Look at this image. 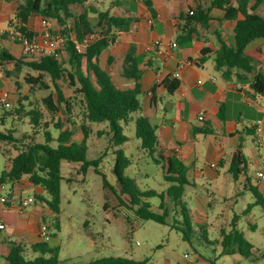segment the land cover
Instances as JSON below:
<instances>
[{
	"label": "trees",
	"instance_id": "trees-1",
	"mask_svg": "<svg viewBox=\"0 0 264 264\" xmlns=\"http://www.w3.org/2000/svg\"><path fill=\"white\" fill-rule=\"evenodd\" d=\"M89 0H24L17 7L14 16L13 27L22 34L32 38L34 33L29 29L30 18L34 14L44 18H56L60 23L66 25V20L73 18L72 27L68 32H61L68 41L62 53L66 55L65 60L56 57H43L35 59L31 57H16L8 49L3 47L0 51V67L6 62H13V70L20 73L23 66H27L38 75L30 73L24 76V82L34 90L50 89L44 78L50 76L55 86L56 98L51 93L43 98L42 103L46 112L51 116V121L47 120L46 112L37 107L26 110L22 101H18L15 111L17 114L26 112L31 126L30 131L21 132L17 128H7L0 130V143L11 145L17 154L9 158V167L2 172L0 184H17L24 176L34 186H40L47 193L48 198L42 200L49 210L54 214V221H47L49 230L52 231V239L57 238L53 232L54 228L61 230L59 215L61 213V164L63 161L71 163H81V171L86 174L90 167H94L95 172L102 177L103 185V209L107 211L110 207L109 193L114 194L123 208L125 221L134 226L136 220L154 221L159 224H166L169 213L164 206V200L169 197L182 217V226L174 227L185 232V237L189 238L187 232H192V213L185 201L186 187H193L189 174V167L174 154H163L158 149V135L156 127L144 116L135 120V134L141 141L140 150L157 165L162 167L164 179L170 183L169 188L158 193L154 190H141L134 178L125 174L126 169L131 165L129 157L122 148L128 137L124 134L122 123L126 122L131 113L138 112L142 103V77L141 65L145 56L137 55L135 46L131 44L123 62L122 75L125 78L135 81L131 89H122L112 79V75L104 71L99 64L100 54L116 41L132 42L131 25L135 21L132 16H115L110 10L99 11L86 4ZM146 5L155 16V11L151 3L146 0ZM264 0H211L207 8L198 6L182 15L184 29L187 36L196 32L195 25L199 24L203 28H208L212 20V10L223 12L224 20L234 21L233 44L221 43L220 49L215 55V67L223 71L225 79L230 80L233 71L239 77L249 79L251 93L255 95L259 103L264 106V16L260 13ZM72 6H80L83 11L78 16L71 13ZM87 8L91 13L97 15V23L92 24L87 16ZM190 11L193 14H190ZM100 31L104 36L102 39L91 43L82 52H78L75 42H80L92 32ZM1 38L8 40L11 35L5 33ZM31 59V60H28ZM68 63L69 69L64 65ZM12 71L6 70V76H10ZM68 78L69 84L74 88L75 96L79 99V111L83 114L85 123L82 124L84 137L81 141H72L73 133L65 127L63 119L59 118L54 123V117L72 115L77 102L65 96L62 89L57 84L62 78ZM18 85V81H15ZM170 94H173L180 87L177 79L166 78L163 81ZM154 91V88L152 89ZM32 105V104H31ZM4 109V108H3ZM5 115L0 117L4 126L6 119L11 113L3 110ZM67 118V117H66ZM68 121V118L66 119ZM59 131L55 138L50 131V125ZM107 123L106 133L110 136L111 146L115 155V164L112 173L115 183L111 184L106 175L100 171L99 163L101 158L89 160L86 157L87 139L89 137L90 124ZM44 135V142H38L40 134ZM56 141L57 146L52 147L51 143ZM117 148V149H116ZM160 158V159H159ZM248 160L243 153L238 150L231 161L229 172L234 179L240 176H247ZM249 181V179L247 178ZM250 189L256 198L254 205H261L264 209V197H262L256 187L250 185ZM159 197L161 203L159 211L155 212L148 199ZM39 199V198H38ZM252 204L248 206L245 213L249 212ZM178 213V214H179ZM239 217L232 219V229L229 233L222 231L223 251L226 254L238 253L245 259L258 261L264 259V253L257 256L255 246L249 242L242 232L237 229ZM179 222V223H180ZM177 223V221H175ZM254 227V226H252ZM8 251L0 254V264H60L59 254L61 247L51 246L50 243L37 241L29 247L24 243L6 241ZM146 261H134L121 257H108L87 264H145ZM210 264H216L211 261Z\"/></svg>",
	"mask_w": 264,
	"mask_h": 264
},
{
	"label": "rangeland",
	"instance_id": "rangeland-1",
	"mask_svg": "<svg viewBox=\"0 0 264 264\" xmlns=\"http://www.w3.org/2000/svg\"><path fill=\"white\" fill-rule=\"evenodd\" d=\"M100 1L97 0L98 3H94L100 11L114 7L108 1L105 4ZM180 1L181 6L185 7L188 0ZM141 3L144 4L143 1ZM116 5L134 13H139L140 10L134 1L117 0ZM80 8L76 7V12ZM87 11L90 22L96 24L97 15L91 13L89 8ZM260 13L264 15V6ZM47 19L53 30L68 32L66 25L60 23L56 18ZM72 24L73 22L71 27ZM13 53L17 57H21L16 50H13ZM104 57L106 56L103 54L99 57L101 66ZM59 59L65 60L66 55L62 53ZM64 66L70 68L68 63H65ZM11 71V75L8 77L6 68L0 67V89H7L11 93L9 104L4 108L11 115L4 117L6 119L4 126L0 121V130L4 131L15 126L14 128H17L21 134V132L30 131L31 126L25 111L20 115L15 111L18 101L23 102L26 110L37 107L45 113L43 98L51 93L56 98V92L54 83L48 75L44 80L50 89L39 90L33 87L34 90H32L24 82V76L28 73L37 76V72L25 65L20 73L12 70V67ZM15 81H18L19 84L16 85ZM57 84L65 96L72 99L73 102H77L78 105L75 106L72 115L59 114L55 116L54 123L59 118L63 119L65 127L73 133L72 141H81L84 137L82 124L85 121L83 114L79 111V99H73L74 88L70 86L68 78H62L57 81ZM4 109L0 108V117L5 115ZM46 116L47 120L51 121V116L47 112ZM136 116L137 112L131 113L127 121L122 123L128 141L123 146L117 147L122 148L131 161L125 174L134 178L141 190H154L162 193L169 188L170 183L165 181L162 167L140 150L141 141L135 134ZM54 123H51L50 131L56 138L59 131L53 127ZM107 129V123L90 124L86 157L89 160L100 157V171L106 175L111 184H114L115 177L112 169L115 164V155L113 149H109L112 145L110 136L104 133ZM246 138L252 145V137L246 136ZM37 141L44 142L43 133L40 134ZM51 146L56 147L57 142H52ZM258 151L259 154H256L258 163L252 161L249 164L247 176L242 175L236 180L226 168L221 167L219 181L206 182L198 179L199 188L192 190L186 187L185 201L192 211L193 217L192 232H187L189 238L185 237L184 231L174 227V224L182 226V222H180L182 217L169 197L164 200V206L169 213L166 224L136 220L134 226L131 227L125 221L124 210L120 207L114 194L109 193L110 207L104 211L102 177L95 172L94 167H90L84 174L81 171V163L63 161L61 164L63 178L61 182V213L58 217L61 230L54 228L53 232L57 234V241L52 244V246L59 245L61 247L60 264H87L108 257L146 261L145 264H210L211 261H215L216 264H264V259L254 262L241 257L238 253L226 254L222 244L224 237L222 231L225 230L226 233H229L232 229V219L238 216L237 229L255 246L257 256L264 253V209L261 205H254L256 198L253 192L250 188L244 187L247 184L245 180L247 177L252 186L256 187L260 195L264 197V192L259 187L263 179H259L256 175L258 170L264 171V148L259 147ZM16 154L17 151L13 146L0 143V177L10 165L9 158ZM11 186V183H6V188L1 193L8 194ZM192 192L193 194H190ZM148 202L152 205L153 211L160 212L158 210L161 203L159 197L150 198ZM251 204L250 211L245 213Z\"/></svg>",
	"mask_w": 264,
	"mask_h": 264
},
{
	"label": "crops",
	"instance_id": "crops-1",
	"mask_svg": "<svg viewBox=\"0 0 264 264\" xmlns=\"http://www.w3.org/2000/svg\"><path fill=\"white\" fill-rule=\"evenodd\" d=\"M107 1L114 6V9L108 8L112 15L132 16L135 21L131 25L132 42L118 40L101 53L106 57L103 67L100 62L99 64L112 75L119 87L131 89L135 81L122 75L124 57L131 44L135 46L137 55L145 56L140 80L142 106L136 118L147 117L156 127L161 153L172 152L189 167V174L194 182V186L189 188H199L198 179L206 182L219 181V169L226 168L229 172L232 158L238 150L247 158L248 166L252 161L258 163L256 154H259V146L254 123L263 114L264 106L251 93L249 79L239 77L236 71L232 72L230 80L225 79L223 71L216 69L214 61L222 42L233 44L235 22L224 20L223 12L214 9L209 27L203 28L197 24L194 26L196 32L187 36L182 15L198 6L209 7L211 0H188L185 7L181 6L180 0H148L155 16L146 5V0H141L144 4L140 0H129L138 4L139 13L118 7L117 0L100 2L105 4ZM23 2L24 0H0V51L5 47L16 56L13 53L16 50L21 57L24 56L20 45L12 38L2 39L1 35L10 32L17 7ZM95 2L97 0H89L86 6L96 8ZM76 7L80 6L71 7L73 16H78L83 11L81 7L76 12ZM42 19L38 14L30 18L29 29L34 37L41 36ZM72 22L74 19L69 18L66 29L71 27ZM158 39L165 44L175 42L178 46L170 49L167 56L159 55V48L154 46V41ZM11 67L13 70V62L5 63L6 70L11 71ZM175 73L180 74L177 78L180 87L170 94L163 81L171 79ZM200 114L204 115L203 120H199ZM246 136L252 137V145ZM245 180L247 184L244 187L250 188L252 184L247 177ZM11 185L8 194L0 192V199H7L5 203L0 201V225H3L0 228V254L3 255L8 251L6 241L21 242L29 247L41 241L39 231L42 224H47L45 220L54 221L53 212L42 201L48 198L42 187L32 185L27 176ZM259 187L264 192V179ZM28 197H33L35 201L20 213L18 207L21 200ZM56 241L53 238L50 245Z\"/></svg>",
	"mask_w": 264,
	"mask_h": 264
},
{
	"label": "built area",
	"instance_id": "built-area-1",
	"mask_svg": "<svg viewBox=\"0 0 264 264\" xmlns=\"http://www.w3.org/2000/svg\"><path fill=\"white\" fill-rule=\"evenodd\" d=\"M190 14H193L190 11ZM43 30L41 36L37 37H28L13 27L9 32L12 39L15 40L21 47L22 55L25 57H31L35 59H40L43 57H56L60 58L62 51L66 48V43L68 41L67 37L62 34L60 31L53 30L50 22L47 18L42 19ZM103 34L100 31H95L90 34H87L82 41L75 42V47L78 52H82L87 48L91 43L98 41L103 38ZM117 42V41H116ZM154 46L158 47V54L162 56H167L170 52V49L177 48V43L173 42L171 44H165L162 40L158 39L154 41ZM179 73H175L172 78L177 79ZM11 99V93L8 90L0 89V108H5L8 106ZM204 115L200 114L199 120H203ZM256 142L260 148H264V112L254 123ZM214 166V165H212ZM259 179H264V172L258 171L256 173ZM6 184H0V192L5 190ZM2 203L7 202L6 197L0 199ZM35 199L33 197H28L21 200L18 210L20 213H23L25 208L33 204ZM0 228H3V225H0ZM39 238L43 242L50 243L52 241V234L49 230L47 224H42L39 231Z\"/></svg>",
	"mask_w": 264,
	"mask_h": 264
}]
</instances>
